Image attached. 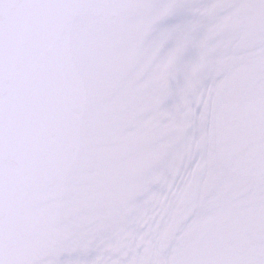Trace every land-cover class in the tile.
Segmentation results:
<instances>
[{"label":"snow or ice","instance_id":"1","mask_svg":"<svg viewBox=\"0 0 264 264\" xmlns=\"http://www.w3.org/2000/svg\"><path fill=\"white\" fill-rule=\"evenodd\" d=\"M0 264H264V0H0Z\"/></svg>","mask_w":264,"mask_h":264}]
</instances>
